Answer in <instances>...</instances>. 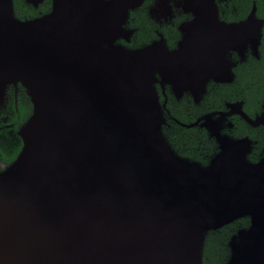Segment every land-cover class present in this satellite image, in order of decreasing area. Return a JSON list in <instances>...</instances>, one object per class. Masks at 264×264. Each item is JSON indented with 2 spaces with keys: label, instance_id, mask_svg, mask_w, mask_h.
I'll return each instance as SVG.
<instances>
[{
  "label": "water",
  "instance_id": "obj_1",
  "mask_svg": "<svg viewBox=\"0 0 264 264\" xmlns=\"http://www.w3.org/2000/svg\"><path fill=\"white\" fill-rule=\"evenodd\" d=\"M141 1L50 0L19 19L0 0V105L16 84L31 103L19 152L0 162V264H202L206 234L245 217L226 264H264V152L250 161L251 139L221 133L231 114L264 128V105L182 124L215 141L202 164L169 144L157 89L198 104L209 82L233 81L230 51L250 41L255 54L260 32L241 43L199 0L174 48L128 47L118 40Z\"/></svg>",
  "mask_w": 264,
  "mask_h": 264
},
{
  "label": "flooded vegetation",
  "instance_id": "obj_2",
  "mask_svg": "<svg viewBox=\"0 0 264 264\" xmlns=\"http://www.w3.org/2000/svg\"><path fill=\"white\" fill-rule=\"evenodd\" d=\"M198 2L199 0H142L138 6L130 10L127 22L125 24L126 28L132 30V34L129 37V42L127 43L122 39L118 40V42L128 47H139L146 45L156 39L163 38L165 40L166 45L170 49L174 48L181 37L178 27L181 24L190 22L195 18L194 13L191 11V9L193 8L196 9ZM202 3L204 6L206 7L208 6L211 9L215 8L218 21L225 23L226 25L236 26L235 34L237 35V38L241 43L247 34L254 35L260 32L259 43L257 45V52L255 54L253 53V47H252L253 43L250 41L245 43L243 46H239L237 50L230 51L229 58L233 63L231 71L233 73L234 79H235L236 71L239 68L249 66L252 63L251 61L264 64V0H202ZM23 5L30 7L35 12V15L33 17H36L49 11L51 7V2L50 0H43L37 6H34L33 3L31 2L27 3L26 0H23ZM14 13H15V9H14ZM141 14H143V16H145L148 19L147 22H142L141 19L138 21H134L135 17L133 15H137L140 17ZM138 22L141 23L143 30L151 29L153 37L148 38V40L142 43L139 42L137 46H133L134 45L133 40L135 41V39H139L138 33L140 29ZM238 25H240V28H237ZM243 26L245 27L241 28ZM210 83L211 82L207 84V87ZM216 84H230V83H216ZM166 88L167 87H165L164 90H161V88L157 85L160 101L161 103H164V110L167 101V97L165 94ZM206 92H207V88H206ZM161 97L163 98L162 100ZM203 98L201 99V101L203 100ZM180 99H176V100H180ZM238 101H242V110L248 115V113L244 110L243 100L225 101L222 109L205 112L199 115L193 122H195L200 116L208 113L227 112L229 110L227 104L235 103ZM263 105L264 104H261L260 110ZM260 110L258 112H255L252 116L250 115L248 116L253 117L255 114L259 113ZM30 112H31V103L25 92V89L20 84L8 85L5 89L3 102L0 105L1 165L10 163L19 152L22 142L20 137L18 136L17 131L21 126V124L29 116ZM216 116L218 115L216 114L215 117ZM236 119L242 120L244 122V120L238 114H231L225 116V119L221 123V133L227 134L233 138H240V137L249 138L248 135H241L234 133V131L237 128ZM229 123L231 124L230 126L228 125ZM196 126L199 127L198 125ZM252 128H257V127H252ZM251 141L253 146V143L255 141L252 139ZM13 150H15L14 156L8 160V157L5 154L8 153V155L9 154L12 155ZM1 165L0 168H2Z\"/></svg>",
  "mask_w": 264,
  "mask_h": 264
},
{
  "label": "trees",
  "instance_id": "obj_3",
  "mask_svg": "<svg viewBox=\"0 0 264 264\" xmlns=\"http://www.w3.org/2000/svg\"><path fill=\"white\" fill-rule=\"evenodd\" d=\"M16 17L20 19L31 18L35 12L28 6L23 5V0H13ZM134 21L148 19L133 15ZM139 39L133 40L137 46L153 37L151 29H142L139 23ZM247 67L239 68L236 71L235 79L230 84L210 83L203 100L194 104L189 95H184L176 100L170 93L168 87L165 90L167 97L162 126L163 133L169 144L176 153L191 160L205 164L217 150L216 144L203 128L197 126L186 127L182 124L193 122L199 115L213 110L222 109L225 101L243 100L244 110L252 116L260 110L264 104V64L251 61ZM163 98L161 97V100ZM235 134L248 135L254 140L252 150L248 154L250 161H256L264 152V129L262 127L252 128L242 120L236 119ZM7 155L8 160L14 156ZM249 224L248 218H240L220 229L210 231L206 234L203 250L202 264H226L229 257L228 240L240 228H246Z\"/></svg>",
  "mask_w": 264,
  "mask_h": 264
}]
</instances>
